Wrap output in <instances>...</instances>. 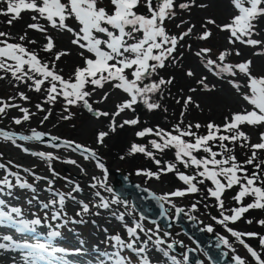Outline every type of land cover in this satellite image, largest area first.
Listing matches in <instances>:
<instances>
[{
    "label": "snow or ice",
    "instance_id": "snow-or-ice-1",
    "mask_svg": "<svg viewBox=\"0 0 264 264\" xmlns=\"http://www.w3.org/2000/svg\"><path fill=\"white\" fill-rule=\"evenodd\" d=\"M3 2L6 7L0 8V15L8 17L6 22L9 26L21 19L23 11H29L33 15L30 17L32 22L26 26L27 30L39 33L45 42L42 48H39V42L35 38H29L27 30L16 38L12 37L9 32L0 31V81L7 79L15 88L24 85L30 91L44 94L43 103L35 105L37 112L46 113L40 120L41 124L52 115V109L45 108L44 104L55 105L60 100L63 101L64 111L68 113L61 116L62 120L71 119L72 113L69 109L77 105H82L96 119L109 118L108 130H101L97 133L96 143L99 145H103L105 138L110 133H115L118 127L136 126L141 123L139 117L134 116L117 124L116 118L122 113L126 111L135 113L137 105H142L149 112L162 109L161 103L153 97L159 94L163 98L165 90L173 85L175 77L165 78L158 76V73L169 65L182 67L185 52H192V44L185 43L186 38L195 35L198 41L207 42L213 36L209 25L222 33H227L225 39L230 47L218 50L215 54L211 47H200L192 54L198 58L204 69L219 80L223 81L226 77H230L227 83L242 96L248 107L230 112L224 117L223 124H216L212 121L206 125L199 122L185 124L184 116L189 107L194 106L199 109L200 104L193 99V95L183 96V90H181L180 98L176 99L177 104L182 102L178 122L170 129L159 125L140 129L135 133L137 137L153 136L155 139H151L148 145L132 143L129 154L142 153L158 166L157 171L137 169V175L158 180L162 174L174 172L184 183L185 188L176 189L160 197L161 200H167L169 203H172L170 197H184L190 193L200 192L198 185L209 181L212 186L207 188V195L215 199L217 207L221 210L220 218L213 217V219L246 249L255 264H264L262 253L250 246L244 239V237H258L259 245L264 249V235L257 232L242 233L228 227L229 223H236L250 210H264V158L260 155L264 153V131L259 132L258 142L252 143L251 136L243 130L244 126L264 128V75L253 74L251 59L236 63L228 61L233 54L237 57L241 55L240 49L235 47L237 44L258 49L254 55H264V40L254 38L257 35L258 21L264 18V0H230L233 12L227 22L217 23L215 18L205 17L201 21L203 31L199 33L194 32L195 24L181 19L176 25L177 28H181L185 23L189 26L179 34H170L166 24L167 21L177 17V9L191 12L193 7L206 9L210 5L203 2L197 3V0H181L179 3L177 0H106V3L105 0H3ZM49 28L70 34L71 45L79 49L78 55L82 64L75 66L67 77L63 74V69L58 67V62L62 57L71 55V51L56 49L55 38L49 33ZM28 45L36 46L39 50L30 49ZM40 51L49 54L51 58L43 59ZM238 73L246 78L244 84L247 88L246 92H241L242 85L239 80L235 79ZM154 75L158 76V79H152ZM185 75L195 79L198 88L205 92L216 90V84L210 85L206 75H201L196 79V71L192 68L186 69ZM106 86L124 94L123 98L115 104V110L112 112L94 107V103H102L109 99L111 91H104ZM198 88L189 87L188 91L194 94ZM97 91L103 92L100 100L90 103V99ZM17 97L24 102L30 101V97L24 91H18L16 96H10L7 99L0 98V117L8 116L9 110H18L21 115L11 119L14 124L21 125L23 122L30 121L36 113L31 112L28 107L15 103ZM163 111L167 112V108H163ZM201 127L206 128L205 134L199 133L198 130ZM45 136H50L52 148H68L78 153L83 160L94 162L95 167L104 174V179L92 176L93 182L89 186L92 189L102 188L112 194L110 198H105L101 191L97 190L93 193L94 197L98 198L97 203L77 201L74 193L83 192L79 183L68 180L67 182L72 185L71 190L67 193L61 192L53 189V179L38 176L30 168H23V171L30 173L35 180L46 181V190L52 193L54 198L46 203L41 202L40 207L53 210L52 220L67 216L64 212L66 199L79 204V211L76 213L78 217L90 213L93 207L103 210L109 209L112 204H123L127 207L128 202L117 196L106 183L108 170L95 148L74 140H61L58 136H51L49 133L36 129H32L30 135H23L0 128V138L9 141L24 153L46 161L51 176L57 177L58 173L52 167L51 162L59 160V156L53 152L31 151L24 144L17 143V140L42 141ZM237 147L246 148L250 155L240 161L235 154ZM170 149L174 150V162L166 161L161 166L162 162L157 158L156 153L163 154L165 150ZM201 153L203 155H200ZM2 155L0 153V157ZM63 162L86 172V169L76 159H67ZM12 163V161L8 162V164ZM178 165H182L184 169H192V174L180 171ZM15 167L22 166L15 165ZM0 169L6 172V175L0 179V185L11 189L14 185L8 177L12 176L15 177L16 185L35 192L33 184L22 180L20 173L11 171L8 165L0 163ZM234 186H238L239 191L232 197V200L239 206L232 207L228 210L231 214H226L223 196ZM2 190L0 188V191ZM248 197H251V202L244 204L245 198ZM4 203V200H0V205ZM191 208L196 210L197 204L193 203ZM183 211L182 208H176L177 213ZM13 213L19 216L21 209L12 207L7 212L0 210V224L12 223L18 231L22 232L35 231L34 226L41 224L40 218L30 221L15 220ZM95 214L98 215L99 212ZM45 217H47V212H45ZM118 219L123 221L125 214L120 213ZM67 222L65 220V223ZM72 222L83 223L84 221H76L73 218ZM246 222L251 224L253 220L249 219ZM256 223L264 226V219H259ZM125 227L128 237L132 238L130 242H125L119 235H114L111 239L116 241L118 248H127L136 253L140 257L138 264H152L146 246L149 241H153V235H148L153 230L145 229L140 222H136L134 226L125 225ZM138 230L147 236L146 240L141 242L143 246H137V241L140 239ZM207 230L212 231V226L209 225ZM59 235V231L49 233L50 238ZM155 235L157 238L154 244L157 250L167 257L168 251L159 247L165 241L159 237L158 225ZM164 235L171 234L166 232ZM0 239L10 242L0 243V249H26L24 259L27 264H39L44 258V253L49 251V245L44 243L19 244L8 235ZM221 240L235 253L236 250L228 238L221 237ZM174 243L182 244V242L173 241L167 247L172 248ZM56 251L62 252L64 249H51L53 253ZM112 255L115 257L113 264H131L130 260L122 256L119 251ZM232 259L234 264H248V261L238 254L233 255ZM171 260L173 264H181L175 256H172ZM183 260L185 262L188 260L187 254L184 255Z\"/></svg>",
    "mask_w": 264,
    "mask_h": 264
},
{
    "label": "rangeland",
    "instance_id": "rangeland-1",
    "mask_svg": "<svg viewBox=\"0 0 264 264\" xmlns=\"http://www.w3.org/2000/svg\"><path fill=\"white\" fill-rule=\"evenodd\" d=\"M179 2H181V0H177V3ZM201 2L208 3L210 6L206 9L193 7L191 12L177 9V17L174 20L166 22L169 33L179 34L189 26L188 23H185L181 28H177L176 25L180 23L181 19L195 24L196 27L194 32L199 33L203 31L201 28V21L203 18L213 17L217 20V23H224L227 22L230 14L233 12L230 0H197V3ZM5 7L6 4L3 0H0V8ZM141 11H144V9H141ZM31 15H33V13L23 11L21 13V19L14 21L11 26L6 22L8 17L0 15V31L9 32L14 38L18 37L27 30V24L32 22L30 19ZM41 23H44V21H41ZM208 27L211 28L213 36L207 42L198 41L195 35L186 38L185 43L192 44V52L200 47H211L213 54H215L218 50L230 47L225 39L227 33H222L211 25ZM27 33L29 38L37 39L39 42V48H42L45 42L43 37L33 30H27ZM49 33L55 38L57 50L71 51V55L62 57L58 62V67L63 69V74L67 77L75 66L82 64V60L78 55L79 49L71 45L70 34L60 33L51 28H49ZM254 38L264 40V18H261L258 21L257 35ZM28 47L30 49L39 50V48L33 45H28ZM235 47L240 49L241 55L237 57L233 54L228 58L229 62L236 63L251 59L253 62L251 69L253 74L258 76L264 75V55H254L258 49L240 44H237ZM192 52H185L182 67H173L169 65L159 71L158 76H163L165 78H168L169 76L175 77L173 85L165 90L163 98H161L159 94L153 97L154 100H158L161 103L162 109L149 112L142 105H137L135 113L131 111L122 113L116 118L117 124L121 123L124 119H131L134 116H138L141 123L136 126L125 125L123 128L118 127L115 133H110L109 136L105 138L103 145L96 143V136L98 131L108 130L107 125L109 118L102 117L96 119L94 115L82 105H77L72 106L69 109L72 113L71 119L62 120L61 116L67 115L68 113L64 111L63 101L60 100L55 105L44 104L45 108L52 109V115L47 121L41 124L40 120L46 113L37 112L35 105L37 103H43L44 94L30 91L24 85L15 88L7 79L0 81V98L7 99L10 96H16L18 91H24L30 97V101L24 102L17 97L14 102L21 104L24 107H28L30 111L36 113V115H34L30 121L23 122L21 125H16L12 122L11 118L14 116L18 117L21 114L18 110H9L8 116L0 117V128L23 135H30L31 130L36 129L37 131L49 133L51 136L74 140L78 143L95 148L107 170H117L125 173L132 180L151 190L159 198L176 189H183L186 186L179 180L174 172L162 174L158 180L136 174L137 169L157 171L158 166L142 153L129 154V149L132 143L148 145V142L151 139H155L153 136L140 138L137 137L135 133L144 127H155L156 125L170 129L173 124L178 122L182 110V102L181 104H177L176 99L180 98L181 90H183V96L186 97L187 95H193V99L200 104L199 109L194 106L189 107L188 112L184 116L185 124L199 122L202 125H206L209 121L215 122L216 124H223L224 117L228 116L230 112L239 111L248 107L243 101L242 96L227 83V79H231L230 77H226L223 81L219 80L200 65L198 58H196ZM40 55L45 60L51 58L49 54H46L43 51H40ZM188 68H192L196 71V79L201 75H206L208 77L207 82L210 85L216 84V90L213 92H205L199 89L195 83V79L189 78L185 75V70ZM158 76L154 75L152 79H158ZM235 79L239 80L242 85L241 92H246L247 88L244 87L246 78L243 74L238 73ZM189 87H197L198 90L194 94L189 93ZM109 90L111 91L109 99L102 103H94L95 108L109 112L115 110V104L123 98L124 94L119 90L110 89L109 86H106L104 89V91ZM102 94V91H97V93L90 99V103L99 101ZM163 108H167V112H164ZM243 130L251 136V142L256 143L259 140V132L264 131V128L257 129L250 126H244ZM198 131L200 134H205L206 128L201 127ZM47 137L50 138V136H45L42 141L27 142L17 140V143L24 144L31 151L53 152L55 155L59 156V160L51 162L52 167L55 169L56 173H58L57 177L51 176L46 161L24 153L9 141L0 138V153L3 154L2 157H0V163L8 165L11 171L20 173L21 179L27 180L29 183L33 184L35 188V192H33L32 189L21 188L16 185L15 177L9 176L8 178L14 186L9 189L5 185H0V188L3 187V190L0 191V200L5 201L3 205H0V210L7 212L10 211L12 207H18L21 209V214L19 216L15 213L12 214L16 220L24 219L30 221L35 218H40L41 224L35 225V228H46L43 230L46 231V236L52 231H59L60 235L55 237L56 239L52 238L53 240L48 241V243L43 239L38 238L36 235H30L32 238L28 240L26 239L28 238V235L21 238L16 227L5 223V225L0 224V238L8 235L17 243L18 241L28 244L44 243L49 245L50 251L52 248L64 249V251H62V253L65 254L64 260L72 264H113L115 257L112 254L117 251H119L122 256L126 257L127 260H130L131 264H138L140 257L127 248H118L116 241L112 240L111 237L119 235L125 240V242H130L132 238L128 237L125 225L134 226L136 222H140L145 229L153 230L152 233H148V235H153V241H149L146 246L152 264H173L171 260L172 256H175L181 264H190L183 260L184 251L187 248L194 249L195 255L200 264H211L202 248L194 242L190 235L185 234L178 225L171 224L167 230L163 229L157 222L149 221L141 216L133 209L128 199H125L128 202L127 207L123 204H112L107 210L93 207L91 208L90 213L84 214L82 217L76 216L77 211H79V204L71 199H66L64 212L67 213V216L61 219L52 220L51 215L53 210H45L40 207L41 202L46 203L54 198L53 194L46 190V181L35 180L30 173H25L23 168H30L38 176H45L49 179H53V189L61 192L67 193L71 190L72 185L67 182L68 180L79 183L83 192L74 193L77 201L84 200L90 204L97 203L98 198L93 195L97 190L101 191L105 198H110L112 194L104 191L102 188L92 189L89 186L90 183L93 182L91 180L92 176H96L98 179H104V174L100 169L95 167L94 162L83 160L78 153H74L68 148H52ZM235 154L240 161H243L246 159L247 155H250V152L246 148L237 147ZM156 155L162 162L161 166H163L166 161L174 162V150H165L163 154L156 153ZM200 155H203V153ZM260 155L261 158H264V153H261ZM121 157H123V159H121ZM67 159H76L78 163L86 169V172H82L80 168L74 165L64 163L63 161ZM9 161H12L13 163L8 164ZM15 165H21L22 167L17 168ZM178 168L180 171H184L187 174H192L193 172L192 169H184L182 165H178ZM5 175V170L0 169V179ZM65 178H67V180ZM112 181V175L107 171L106 183L108 186H112ZM211 186L212 185L209 181H205L203 185H198L201 189L200 192L190 193L184 197H170L169 199L172 203H169L167 200H162L164 212L169 218H171L174 212L173 205L182 208L184 210L182 214L193 219L196 225L205 233H211L218 237L221 241L220 246L226 252L227 258L233 260L232 256L238 254L245 258L248 261V264H255L254 259L247 253L246 249L234 237H232L222 225L213 219V217H217V219L220 218L221 210L217 207L215 199L207 195V188ZM237 191H239V187L234 186L233 189L228 190L223 196L226 214H231L228 210L232 207L239 206L234 200H232V197ZM29 201H31V203H29ZM249 202H251V197L245 198L244 204ZM193 203L197 204L196 210H192L191 208ZM45 212H47V217H45ZM97 212H99L98 215L95 214ZM113 213H115V215H113ZM120 213L125 214V219L123 221L118 219ZM129 213L131 214L129 215ZM73 218H75L76 221L83 220L84 222H72ZM249 219L253 220V223L248 224L246 221ZM259 219H264V210H250L236 223H229L228 227L242 233L257 232L264 235V226H260L256 223ZM65 220L68 222L65 223ZM157 225L159 226V237L165 241V243L159 247L168 251L169 255L167 257L164 256L162 252L158 251L157 246L154 244V241L157 238L155 235ZM209 225L212 226V231L207 230ZM166 232L171 235H164ZM138 234L140 239L137 241V246H143L141 242L146 240L147 236L144 232H140L139 230ZM221 237L228 238L232 247L236 250L235 253L223 244ZM244 239L250 246L257 251H260L262 256H264V249L259 245L258 237H244ZM173 241L182 242V244L174 243V249L168 248L167 245L173 243ZM0 243L8 244L10 242L0 239ZM26 251V249L21 248H9L7 250L0 249V255L3 254V261H0V264H7L8 255L13 258H21L25 261L23 253ZM39 264L44 263L40 261Z\"/></svg>",
    "mask_w": 264,
    "mask_h": 264
},
{
    "label": "water",
    "instance_id": "water-1",
    "mask_svg": "<svg viewBox=\"0 0 264 264\" xmlns=\"http://www.w3.org/2000/svg\"><path fill=\"white\" fill-rule=\"evenodd\" d=\"M63 140V139H61ZM113 175V192L126 199L127 196L133 208L143 215L147 220L157 221L164 229L171 224L180 226L181 230L191 235L194 241L203 249L211 264H234V261L226 257V252L220 247L221 241L213 234H206L198 227L193 219L182 216L176 212L172 219L166 215L162 200L148 188L130 180L126 175L111 171ZM188 260L193 264H199L193 249L188 248L185 252Z\"/></svg>",
    "mask_w": 264,
    "mask_h": 264
},
{
    "label": "bare ground",
    "instance_id": "bare-ground-1",
    "mask_svg": "<svg viewBox=\"0 0 264 264\" xmlns=\"http://www.w3.org/2000/svg\"><path fill=\"white\" fill-rule=\"evenodd\" d=\"M3 235V234H2ZM3 240V239H2ZM4 241V240H3ZM7 250V249H6ZM16 253V252H15ZM20 253V252H19ZM9 254V253H8ZM7 254V255H8ZM13 255V254H12ZM21 255V254H20ZM24 255V253H23ZM22 256V255H21ZM62 256L64 257V254H62ZM3 254L0 255V261H3ZM42 261L45 264H72V263H67L62 259H58V258H54L51 256H46L44 255V258L42 259ZM7 264H27V262L23 261V259L21 258H13L12 256L8 255V260H7Z\"/></svg>",
    "mask_w": 264,
    "mask_h": 264
}]
</instances>
